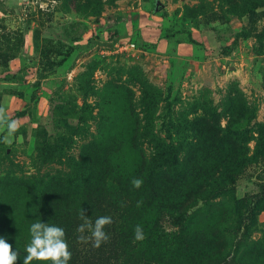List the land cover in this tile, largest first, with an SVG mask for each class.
Returning <instances> with one entry per match:
<instances>
[{
  "label": "rangeland",
  "instance_id": "obj_1",
  "mask_svg": "<svg viewBox=\"0 0 264 264\" xmlns=\"http://www.w3.org/2000/svg\"><path fill=\"white\" fill-rule=\"evenodd\" d=\"M0 106L23 137L0 139L13 250L41 221L68 264H264L258 172L220 164L264 138V0H0ZM192 189L189 224L170 218ZM81 208L112 217L109 256L78 241Z\"/></svg>",
  "mask_w": 264,
  "mask_h": 264
},
{
  "label": "clouds",
  "instance_id": "obj_2",
  "mask_svg": "<svg viewBox=\"0 0 264 264\" xmlns=\"http://www.w3.org/2000/svg\"><path fill=\"white\" fill-rule=\"evenodd\" d=\"M21 127L16 119H9L4 106H0V139L11 147L16 143H22L23 137L16 133ZM133 188L139 189L143 185V179L133 178L131 180ZM82 223L76 231L80 234L78 241L80 243L91 242L93 247L99 248L102 243L109 240V235L105 231L106 226L112 224L110 216H100L93 222L86 215V210L81 208L79 212ZM30 242L25 246L26 255L23 258V264H32V261H50L51 264H68L72 253L66 240V233L62 227L49 225L38 221L33 223L29 229ZM85 233H90L86 235ZM145 234L140 225L134 229V241L141 242L145 239ZM20 258L19 252L13 250L12 245L6 239L0 237V264H16Z\"/></svg>",
  "mask_w": 264,
  "mask_h": 264
},
{
  "label": "trees",
  "instance_id": "obj_3",
  "mask_svg": "<svg viewBox=\"0 0 264 264\" xmlns=\"http://www.w3.org/2000/svg\"><path fill=\"white\" fill-rule=\"evenodd\" d=\"M232 110H235V106L232 107ZM254 153L255 154H253V155H247V153H245V154L241 153V155H238V156H232V157L229 156V158L226 161H222L220 164L222 167L226 166V165L227 166L228 165L241 166V167L247 166L246 168H248V169L250 168V166L254 167L256 172H258L257 179L260 181L259 186L264 188V138H263L262 134L259 132H258L257 138L255 140V151H254ZM160 161L163 162L162 159H156L155 163H158ZM162 162H161V164H162ZM164 162H165V160H164ZM176 163H178V162H173L172 164L176 165ZM182 163L184 165H186L187 160H182ZM161 164H160V166H161ZM183 171H185V170H183ZM183 171L181 174H178L175 176V180L178 178H182L184 176ZM161 177H163V176H161ZM161 177H159V181H160ZM220 178H221V176H219V175L215 176L214 171L208 170L200 177L198 182L204 183L205 185H207V184L211 185V182H217ZM164 180H166V179H164ZM217 189H219V188H217ZM190 192L191 193H189L187 196L185 195L184 197H180L179 199L177 197L176 199L169 200V203H167L168 205L166 206V211L168 212L167 214L169 215L170 218H177L176 220H178V218L181 217L182 223L184 222V224H186V223L189 224L188 222H189V219H191V213L187 212L183 205L188 202L189 195H192V194L195 195L196 194L195 193L196 191H194L193 189ZM259 197H261V196H259V195L254 196L255 201L253 202V206L256 209L264 210V196L261 198H259ZM181 221H180V224H181ZM8 233H11V229H8ZM8 242H9V244H13V235L10 236ZM90 244H92V243L89 242V245ZM99 253L102 254L103 256H109L111 254V248H110V242L109 241L101 244ZM19 255H20V258L22 259L25 254H24V252H19ZM223 260H225V259L223 258ZM120 264H125V262L124 261L120 262ZM217 264H220V261H218Z\"/></svg>",
  "mask_w": 264,
  "mask_h": 264
},
{
  "label": "built area",
  "instance_id": "obj_4",
  "mask_svg": "<svg viewBox=\"0 0 264 264\" xmlns=\"http://www.w3.org/2000/svg\"><path fill=\"white\" fill-rule=\"evenodd\" d=\"M126 48L128 49V50H134L135 49V44L132 42V43H128L127 45H126Z\"/></svg>",
  "mask_w": 264,
  "mask_h": 264
}]
</instances>
